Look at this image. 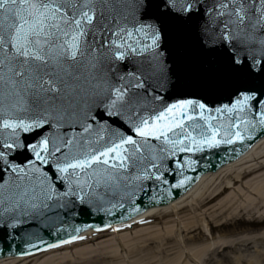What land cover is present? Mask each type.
<instances>
[{
    "label": "snow or ice",
    "instance_id": "6c2138e0",
    "mask_svg": "<svg viewBox=\"0 0 264 264\" xmlns=\"http://www.w3.org/2000/svg\"><path fill=\"white\" fill-rule=\"evenodd\" d=\"M257 141L264 0H0V241L10 251L149 223L133 219L141 204L170 202L202 161L208 169ZM118 213L121 227L72 223ZM236 227L245 264H264V216Z\"/></svg>",
    "mask_w": 264,
    "mask_h": 264
},
{
    "label": "bare ground",
    "instance_id": "6f19581e",
    "mask_svg": "<svg viewBox=\"0 0 264 264\" xmlns=\"http://www.w3.org/2000/svg\"><path fill=\"white\" fill-rule=\"evenodd\" d=\"M187 208L195 213V215L191 216V219L195 218L198 220L196 212H202L203 227L206 230L207 236L211 239L196 252L199 257H203L207 251L214 249L218 245L223 244L225 247L228 246L229 241L232 242L231 244H238L240 242L238 238L216 240L217 238H214L212 234L215 230L213 228L214 226L211 225L208 218L210 215L212 219L217 221V217L222 213V210L236 215H240L242 212L249 215L259 212V217L264 216V141H259L246 155L224 166L218 172L205 175L190 192L179 200L168 206L150 209L136 219V221L152 218L158 220L165 219L164 223L166 226L164 228H159L158 224L161 222L157 224H141V226L135 227L133 231L127 230L112 234L113 237L111 239H108L106 242H101L100 245L104 244L102 245L103 247H108L104 253H109L108 250L112 248L109 245H113L110 243L112 240L119 244L123 243L124 246H128L132 251L133 243L139 240L146 241L149 238L162 239L165 235L172 234L181 238V233L183 231H189L190 227H193L197 222L195 220L187 223L183 222L182 224L179 223V219L183 220L182 216H184L181 214ZM168 218H172V220L168 221ZM174 218L175 220L173 221ZM171 222H173L172 225H167ZM129 223L132 225L136 224L132 223V221ZM224 224L221 223L218 227ZM116 227H121V225ZM109 231L113 232L111 229ZM93 234L95 233L87 232L84 236L87 237ZM132 235L135 236L132 237ZM167 240L169 238H166ZM73 244L67 245L63 249L48 250L31 257L19 259L6 258L0 260V264H65L69 256L67 255L69 250H74V253L80 257L87 253L98 252L100 254L103 251L101 246L94 248V245L89 244V242ZM71 245L73 246L69 247ZM91 245L92 247H90ZM111 252L117 253L114 248ZM29 258L30 260L24 263H17Z\"/></svg>",
    "mask_w": 264,
    "mask_h": 264
},
{
    "label": "rangeland",
    "instance_id": "374dc122",
    "mask_svg": "<svg viewBox=\"0 0 264 264\" xmlns=\"http://www.w3.org/2000/svg\"><path fill=\"white\" fill-rule=\"evenodd\" d=\"M191 211V213H190ZM202 212L197 211L196 215L198 220L195 218L191 219V216L195 215L192 210L188 208L181 214L182 219H179V223H187L190 221H195V225L190 227L189 231H183L181 233V238L178 236L165 235L162 239H148L146 241L139 240L134 242L132 245V251L128 246H124L123 243L119 244L116 241H110L109 253H104L108 247H103L101 242H106L108 239L113 237L112 232H105L100 234H94L93 236H88L83 242H89V244L94 245L96 248L101 246L103 248L100 254L87 253L82 257L76 255L74 250H69L67 253L68 258L65 264H230L232 261H239L240 264H245L247 257L243 254V250L247 247L244 241H240L237 245L231 244L225 247V245H218L212 250L207 251L203 257H199L196 253L204 246L209 240H211L206 235V230L203 227L202 221ZM259 213V212H258ZM255 212L254 214H246L242 212L240 215L230 214L222 210V213L217 217V221L212 219L209 215V222L214 227L213 237L217 238L216 240H229L238 238L234 233L238 232L239 229L236 227L237 221L243 217H256L257 223L260 222L259 214ZM172 218H168V221ZM175 218L173 219V221ZM159 223V228H164L166 226L165 219H155L149 224ZM221 223H225L223 226L218 227ZM173 222L168 223L167 225H172ZM129 229V230H128ZM134 225L131 228H125L124 231H133ZM161 230V229H159ZM130 233V232H129ZM243 234V233H241ZM135 235H132L134 237ZM166 238L169 240L166 241ZM106 244V243H105ZM245 244V245H242ZM92 245L90 247H92ZM259 245L257 244V247ZM231 247V251H226ZM115 249L117 253H112L111 250ZM167 248V249H166ZM166 249V250H165ZM169 249V250H168ZM65 251V250H60ZM169 251V252H168ZM30 260V259H27ZM27 260H23L17 263H24Z\"/></svg>",
    "mask_w": 264,
    "mask_h": 264
},
{
    "label": "water",
    "instance_id": "95a60500",
    "mask_svg": "<svg viewBox=\"0 0 264 264\" xmlns=\"http://www.w3.org/2000/svg\"><path fill=\"white\" fill-rule=\"evenodd\" d=\"M236 158H234V159H236ZM234 159H232V160H234ZM232 160H227V159L221 160L220 159V155L213 156L212 161H211V163L213 165L212 167H210L208 169H204L203 166H202L203 165V161H202V165L197 170V172L190 173V175H194L196 177V180H197L198 177L200 175H202L203 173L208 172V171H216L220 166H222V165L226 164L228 161H232ZM184 192L185 191L183 189H177V190H175L174 197H173V199H171V201L174 200L175 198H177L178 196L182 195ZM167 203H169V202H161V203H158V204H155V205H148L147 204V201H145L143 204H141V208H142V211L141 212H143L144 210H146L147 208H149L151 206L165 205ZM117 222H121L120 219H119V213L115 217H113V216H105L104 214L79 216L72 223L74 225H76V226H83V225L91 224V225H95V226L104 227V224L105 223L114 224V223H117ZM45 239L49 240L50 242H55L56 237L49 236V235L45 234ZM0 247H3L4 248V252L3 253H0V257L7 256V255H18V254H20L24 250V247L21 245V243L19 241H17L14 244V247H13V249L11 251L7 248V245L4 242H2V241H0Z\"/></svg>",
    "mask_w": 264,
    "mask_h": 264
}]
</instances>
